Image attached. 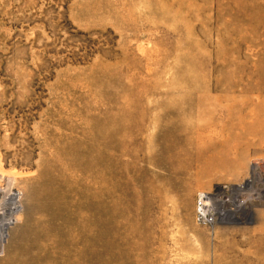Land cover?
Returning a JSON list of instances; mask_svg holds the SVG:
<instances>
[{"label": "rangeland", "instance_id": "rangeland-1", "mask_svg": "<svg viewBox=\"0 0 264 264\" xmlns=\"http://www.w3.org/2000/svg\"><path fill=\"white\" fill-rule=\"evenodd\" d=\"M255 163L264 0H0V264H264Z\"/></svg>", "mask_w": 264, "mask_h": 264}, {"label": "bare ground", "instance_id": "bare-ground-1", "mask_svg": "<svg viewBox=\"0 0 264 264\" xmlns=\"http://www.w3.org/2000/svg\"><path fill=\"white\" fill-rule=\"evenodd\" d=\"M261 166H262L261 164L255 163L253 165V167L251 168V170L248 171V179H246L247 183L239 185V186L238 185L233 186L232 189L233 190H236V189L237 190H243L245 188V186L247 187V185H250V184L253 185L254 182H257V180L259 181V179L262 177V173L264 174V172L261 173V170H262ZM260 182H261V180H260ZM253 193H255V192H253ZM256 195L257 194H255V196ZM244 196L242 198L241 195H239V194L235 195V197L233 198V201H232V205H234L236 207V209H232L231 207L226 208V206L224 205L225 202L222 200L220 201L218 206L214 207V205H212V203H214L215 198L223 197V196L220 193L214 194V195L206 193L205 198L201 199L200 210H201V212L204 213V211H203L204 209H207V210L209 209V212H212L214 217H216L215 221L218 220V217L216 215H218L222 221H224V220L233 221V220L237 219L238 217L251 216V214H252L251 209L253 208L252 205H254L251 203L253 201L251 200L250 197L246 196V198H244Z\"/></svg>", "mask_w": 264, "mask_h": 264}, {"label": "built area", "instance_id": "built-area-1", "mask_svg": "<svg viewBox=\"0 0 264 264\" xmlns=\"http://www.w3.org/2000/svg\"><path fill=\"white\" fill-rule=\"evenodd\" d=\"M209 194V193H208ZM206 192H201L198 197V208H197V220L205 224H213L216 220L212 212H209V209H204V213L200 210L201 199L205 198ZM208 208V207H207Z\"/></svg>", "mask_w": 264, "mask_h": 264}]
</instances>
